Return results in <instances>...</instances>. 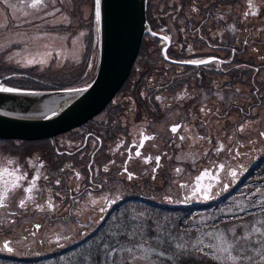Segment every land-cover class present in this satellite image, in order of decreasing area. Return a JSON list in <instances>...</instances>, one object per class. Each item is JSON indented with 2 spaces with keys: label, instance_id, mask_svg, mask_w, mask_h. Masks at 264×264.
I'll list each match as a JSON object with an SVG mask.
<instances>
[{
  "label": "rangeland",
  "instance_id": "rangeland-1",
  "mask_svg": "<svg viewBox=\"0 0 264 264\" xmlns=\"http://www.w3.org/2000/svg\"><path fill=\"white\" fill-rule=\"evenodd\" d=\"M232 1L219 6V10L223 14L221 24L225 40L222 39V41L234 40L232 41L234 43L232 47L236 48L225 49L222 52L224 63H226L222 78L224 86L228 85L231 89L223 93V120L209 121L205 130L207 133H219L222 137L224 134L227 135L237 122L239 126L244 124L242 120L237 121L236 119L243 116V111L247 110L248 97L252 94H255V99L251 110L258 120L261 117L264 118V33H260L259 38L256 37L257 29L264 32V17H257L261 14V10H264V0ZM62 4L63 7L58 12H48L45 15L31 12L26 17L14 16V19L9 15L8 8L1 6L0 59L17 67H36L39 71L51 69L54 72L72 65L84 64L87 55V37L92 30L95 33L96 42L94 58V67H96L99 61V26L93 15L94 0H63ZM153 9L157 10L156 7ZM212 27L210 25L202 34H197L196 29L191 28V34L189 33L191 37L187 42L190 43L189 46L184 43L183 38L182 42L176 43L175 46L173 40L174 47L172 46V48L175 49V53L184 58L186 51H188L186 57L198 59L202 58L201 55L205 53H219L218 50L209 49L210 47L207 46L209 43L205 36H210L211 32L209 31H212ZM182 31L186 33L187 28L185 27V30ZM204 41L206 43H201ZM218 43L221 44V42ZM161 44L163 48L166 47L164 40ZM219 56H221L220 53ZM237 57L242 60L241 63L237 61ZM29 60L35 62L29 63ZM167 61L169 60L167 59ZM90 65L91 67H88V69L91 72V61ZM227 68L232 70L228 71ZM92 71L94 70L92 69ZM258 96L261 97L258 98ZM238 97L241 104L240 108L233 107L231 110L232 105L230 102L237 100ZM116 99L119 100V96ZM244 101L245 104H243ZM171 116L166 115L164 122L165 120H172ZM258 120L253 121L251 126L247 125L252 128L253 134H258L262 139L263 136L260 131L264 132V128ZM165 124H167V127L163 133L168 140L170 132L168 133L167 128L170 121ZM185 127L188 134H186V139L182 141L184 148L186 150L192 149L193 146L197 147L202 144V141L198 138L199 136L194 134L192 127ZM197 127H199L198 130L202 128L200 125ZM223 140L225 144H228L226 138H223ZM261 142L264 144V139ZM47 146L48 142L45 140L0 139V192L6 190L7 193H11L8 196L11 203L6 208L13 207L16 210L18 209L20 213L21 211L24 213L23 215H15V219L12 220V215L8 209L4 208L0 212V243L2 244L7 237L12 238L9 246L13 250L7 251L3 248V253L7 252V255L10 254L14 257L42 256L44 253L46 255L51 252L55 243L79 242L86 235V231H81L84 227L80 222L70 226L66 221L63 226H60L55 219V221L46 220L42 222V216L37 213L36 219L24 220L29 213V203L40 201L43 196L40 190V178L33 180V177L37 172L42 173L41 161L47 155H42L41 152L50 148H47ZM260 154L258 152L255 156ZM27 168L30 169L28 175L26 174L28 172ZM83 169L80 166V176L85 173ZM17 176L20 177L19 181L16 179ZM88 183V181L83 183L81 180V199L78 202L80 214L88 211V205L91 204L92 197L99 198L98 196H90L85 192ZM135 183L136 181L133 180V182L126 184L125 194L134 189ZM249 183H244L236 194L229 197L220 206L192 214L179 226L180 228L173 221L171 224L160 222L161 225L157 227V232L152 237L147 235V231L142 230L140 227L139 221L141 218L137 217L135 211H131L130 220L111 216L110 219L103 222L104 226L106 225L105 229H110L108 230L111 235L110 241L100 247L99 252L96 253L97 241L99 240L95 239L78 246V250L75 251L76 254L71 259L67 258L70 254H65L60 260L65 263L68 261V264H175L180 256L193 253L202 259L204 257V260H210L202 264H240V261L228 259V253L223 252L225 247L231 245L233 255H244L250 258V264H264L261 261V253L264 252V235L255 231V229L264 230V202H261V196L264 195V180L260 183ZM31 184L32 191L28 193L25 188ZM138 184L141 185L137 182V186H139ZM156 184L157 190L154 197L162 200L174 196V199L170 201L176 202L178 200L181 191L177 182L174 183L168 178L161 177ZM257 189H260V192H257ZM139 191L141 192L140 189ZM21 200L25 202L23 206L19 203ZM247 212H250L251 215L242 218V220L239 219V216L230 223L219 221L227 217L231 218V215L233 217ZM113 219L116 221L113 222ZM163 219L166 220V216ZM89 220L95 225L98 219L96 216L91 217ZM38 223H43V227L37 238L34 236L28 237V239L20 237V230H34L35 225ZM50 224L54 225L50 226ZM88 225L90 224L88 223ZM72 227L74 230H71ZM63 228L71 231L64 232L62 231ZM102 232H104V229H102ZM51 233L56 235L50 236ZM209 233H212V235L210 236ZM58 236L61 238L57 239ZM120 236H124L126 239L144 236L147 240L139 243L138 241L126 243L123 242L124 237L121 238ZM39 238L44 242L40 243ZM178 245L180 247H177ZM210 245H214V247H209ZM95 246L96 248H94ZM113 248L116 249L115 253H111ZM217 256L222 258L217 259ZM43 264L57 263L45 260ZM245 264H248V262H245Z\"/></svg>",
  "mask_w": 264,
  "mask_h": 264
},
{
  "label": "flooded vegetation",
  "instance_id": "flooded-vegetation-1",
  "mask_svg": "<svg viewBox=\"0 0 264 264\" xmlns=\"http://www.w3.org/2000/svg\"><path fill=\"white\" fill-rule=\"evenodd\" d=\"M62 2L63 0H43L44 7L32 8L30 7L31 0H8L7 5L4 0H0V7L8 8L9 15L14 19V16L26 17L31 12L44 15L48 12H58L63 7ZM211 29L210 36H205L209 43L206 45L210 47L209 49L218 50L221 56L219 53L210 52L201 55L202 58L198 59L186 57L188 53L186 51L184 58L177 57L178 54L174 52L169 57L171 64L169 71L172 74L173 88L167 94L157 96L159 97L157 104L163 108L165 114L163 117H150L146 111H143L140 117L133 116L135 112L134 114L129 113V111H133V107L126 106L128 103L124 104L123 111L116 113L113 110L122 109L124 103L123 97L119 96L118 100L116 99L118 95H116L109 103L110 106L105 108L106 110L104 109L105 112L103 110L91 119L94 120V123L101 120L106 122L103 134L90 131L85 134L84 139H81L80 134L70 132V130L56 135L54 141L44 139L48 142L47 148L52 146L57 156L54 157L51 154L50 148L41 152L42 155L49 156L42 159V173L39 174L40 190L43 196L40 201L29 203L28 220L36 219L37 213L42 216V222L52 217L50 221L56 220L60 226H63L66 221H68V225L74 226L75 223L80 222V216L85 213L89 217L97 216V219L100 220L106 216L109 217L114 207L122 205L126 200V190L124 191V189L126 184L133 180L136 181L135 184L138 182L142 185L138 184L141 190L140 194L145 199L156 198L154 197L157 190L156 182L161 177L168 178L174 183L177 182L181 191L178 200L172 202L166 197V199L163 198L165 202L171 205L191 206L197 211H207L218 207L238 192L239 184L246 183L245 176L248 172L247 168H249L247 163L251 154L256 149H264V144L261 142L264 139V132L260 131L263 136L261 139L258 134H253L250 127L253 121L258 120L251 110L255 94L248 97L247 110L243 111V116L236 119L237 121L242 120L243 129L237 122L235 127L232 126L231 131L227 135L224 134L223 137L219 133L205 132L209 121L223 120V93L224 91L228 92L231 88L228 85L224 86L222 75L226 63H224L222 52L229 48L236 49L232 47L231 41L228 43L222 41L224 33L220 22H217L216 26ZM173 40L176 41L174 46L176 43L182 42V38L176 36ZM184 43L187 46L190 45L185 40ZM170 45L169 47L173 46V41ZM173 51H175L174 48ZM209 57L217 59L208 60ZM192 59L208 60V62L204 64L183 63ZM230 70L232 69H228V71ZM260 97L258 96V98ZM160 99L162 100L160 101ZM245 103L244 101L243 104ZM230 104L232 105L231 110L233 107L240 108L239 97L237 100L231 101ZM166 115L169 117L172 115V120L164 122ZM167 121H170L167 128L168 133L170 132L168 140L163 133L166 130L167 124L165 123ZM258 121L263 124L264 128V118L261 117ZM173 125H179L176 131H172ZM199 125L202 127L200 130L197 127ZM185 126L192 127L194 134L199 136L202 144L197 147L193 146L192 149L184 148L182 141L188 134ZM223 138L227 139L228 144L224 143ZM180 142L182 143L179 144ZM88 156L89 174L82 173L80 176V160H85ZM145 157H151V159H145ZM156 157H159V160ZM221 164L224 165L223 169L219 167ZM125 168L128 170L127 172L124 171ZM27 169L26 174L28 175L30 169ZM232 169L237 170L235 178L231 175ZM128 173H134L132 179L128 178ZM198 177L199 180H197ZM57 180L60 181L59 184L56 183ZM81 180L83 183L89 182L85 192L99 198L92 197L88 211L80 214L78 202L81 199ZM209 186L211 187L209 188ZM193 188L197 189V195L191 194ZM205 190L209 191V197L199 194ZM104 197H108L114 202L107 204ZM170 197L171 200L174 199V196ZM93 200L96 202L93 203ZM49 202L54 207H51ZM8 204L4 201L0 202V212ZM101 209L104 211L102 212ZM13 210H15L13 207L8 208L9 213ZM14 217L15 215L12 216V220L15 219ZM36 225L34 230L30 228L28 231L20 230V237L28 239V237L34 236L37 238L43 223ZM52 225L54 224H50V226ZM69 230L62 229L64 232ZM71 230L74 228L72 227ZM81 231L93 233L95 228L94 225H88ZM55 235V233H51L50 236ZM11 239L7 237L2 244L0 243V254L3 253V248L7 251H9L8 248H12L9 246ZM39 240L40 243L44 242L40 238ZM5 241H8L7 245H5Z\"/></svg>",
  "mask_w": 264,
  "mask_h": 264
},
{
  "label": "trees",
  "instance_id": "trees-1",
  "mask_svg": "<svg viewBox=\"0 0 264 264\" xmlns=\"http://www.w3.org/2000/svg\"><path fill=\"white\" fill-rule=\"evenodd\" d=\"M229 2L233 1L148 0L147 19L154 31L161 34L167 33L165 35L168 36L171 41H173V38L175 36H179L180 38H183L186 42H188L189 37H191L189 35V33L191 32V28H195L197 34H202V32L205 33L206 28H209L210 25L216 26L217 22L221 23V21L223 20V14L221 13L222 11L219 10V6ZM154 7H156L158 11L153 9ZM260 13L261 14L257 17H264L263 9ZM185 27L187 28L186 33L185 31H182L183 29L185 30ZM260 33L264 32H261L257 29L256 37L259 38ZM249 37L254 38L252 36ZM162 41L163 40L161 38L156 37L150 33H147L144 36L138 57L132 68L131 74L117 94L118 96L123 97V107L122 109L118 108L113 110L114 112L117 113L121 110L123 111L124 104L128 103V105L126 106L131 105L133 107V111H129V113L134 114L135 112L133 116L140 117L143 111H146V113L148 112L150 117L161 118L165 115L164 111L162 110L163 108L157 104V96L161 94L165 95L173 88V79L171 78L172 74L169 71L171 64L169 61H167L166 57H164L163 54L164 48L161 44ZM232 41L231 44L233 45L234 43ZM226 42L228 43L229 41L226 40ZM201 43H206V41ZM86 48L87 55L86 62L84 64L72 65L68 68H64L56 72L52 71L51 69L39 71L36 67H17L7 64L5 61H3V59H0V84H4L6 87L21 88L25 90H63L83 87L85 84H89L94 79L97 71V60L95 61L96 67H94L96 48L95 33L92 30L91 32H89V35L87 37ZM173 52L175 53V51H173V48L170 47L168 49V57H170ZM177 57L182 58L181 55H177ZM237 60L240 63L242 61L238 57ZM90 61L92 62L91 72L90 69H88ZM92 69L94 71H92ZM161 100L162 99H160V101ZM109 106L110 104L106 107V109ZM105 110L103 112H105ZM105 123L106 122L103 120L96 123H94V120H90L85 123V125L77 127L70 132L78 133L80 134L81 139H84L85 134H88L90 131L97 134H103L106 129ZM50 150L51 154L56 157L57 155L53 151L52 146L50 147ZM258 152L261 154L259 156H255V154H257ZM250 157L253 158L252 160L251 158H249L250 161L247 163L249 165V168H247L248 172L246 173L245 181L250 182L249 184L258 182L260 183L264 180V149H256L255 152L253 151ZM88 164L89 156L85 160H80V166L81 168H84L83 170L87 175L89 174ZM243 185L244 183L242 182L239 184L238 191L243 187ZM137 187L139 186H137L136 184L134 189L126 193V200L122 203V205L114 207L109 217L106 216L103 219L101 218V220L98 219L99 221L96 220L95 225L90 222L91 220L89 219L91 217H89L87 213L81 215L80 223L83 224V227L87 228L89 223L90 225H94L95 228V231L93 233L87 232L83 237V240H80L79 242L74 241L69 244L55 243V245L53 246L54 248L51 250V252L46 255L44 253L42 256L14 257L10 254L7 255V252H5L0 254V264H43L45 260H47V262L54 261L57 264H68V261L65 263L64 261L62 262L60 260L63 255L70 254L67 256V258L71 259V257L76 254L75 251L78 250V246H81L85 242L88 243L89 241L95 239L99 240L97 241V253L99 252V250H101L100 247L106 245V243L110 241L111 235L108 231L110 229H105L106 225L104 226L103 222L110 219L111 216L124 220H130L131 211H135L138 215L137 217L141 218L139 221L140 227L142 228V230L147 231V235L152 237L156 234L157 227L161 225L160 222H169V224H171L173 221L174 224L178 225L177 227L180 228L179 226H181L182 223L185 222V220H187L192 214L198 212L191 206L184 207L180 204L171 205L165 202L164 199L160 200L151 196V199H145L143 198L144 196H141L139 188ZM10 195L11 193H8L5 197V200H3L4 202L9 203L7 207L11 203L8 198V196ZM14 209L15 210L10 211V214L12 216L24 214L22 213V211L20 213L18 209ZM250 215V212H247L246 214L242 213L241 215H236L233 217L231 215V218L227 217L223 220H218L221 223H230L232 221H235V219H237L239 216V219L242 220V218L244 219ZM165 216L166 220L163 219ZM50 219L48 218L47 220ZM24 220H28V218ZM112 221L114 222L116 220L113 219ZM117 223L120 224L119 221H117ZM102 229H104V232H102ZM120 237L123 238L124 236ZM143 237L129 239H126L124 237L123 242L134 243L138 241L139 243L147 240L145 237ZM94 248H96V246ZM206 261L210 260H204V257L202 259L197 255L190 253L180 256L175 264H202L207 263Z\"/></svg>",
  "mask_w": 264,
  "mask_h": 264
},
{
  "label": "water",
  "instance_id": "water-1",
  "mask_svg": "<svg viewBox=\"0 0 264 264\" xmlns=\"http://www.w3.org/2000/svg\"><path fill=\"white\" fill-rule=\"evenodd\" d=\"M148 0H102L99 61L88 88L0 91V139L42 140L84 125L100 114L131 74L147 33L163 39L165 57L171 44L147 19ZM55 113V115H53Z\"/></svg>",
  "mask_w": 264,
  "mask_h": 264
},
{
  "label": "snow or ice",
  "instance_id": "snow-or-ice-1",
  "mask_svg": "<svg viewBox=\"0 0 264 264\" xmlns=\"http://www.w3.org/2000/svg\"><path fill=\"white\" fill-rule=\"evenodd\" d=\"M4 3L7 5L8 3V0H4ZM45 5L43 4V0H31V4H30V7L32 8H41V7H44ZM93 15H94V18L97 22H99L102 18V0H94V9H93ZM82 35V33H81ZM165 40L168 39V37H164ZM212 59H217L215 57H209L208 60H212ZM208 60H196V59H192V60H188V61H184L183 63H189V64H204V63H207ZM35 61L33 60H29V63H34ZM89 67H91V65H89ZM90 85L88 84H85L84 85V88H88ZM66 91H71V92H79L81 91L82 89L80 88H71V89H65ZM0 91H7V92H24L26 91L25 89H21V88H14V87H6L4 84H0ZM157 99H159V97H157ZM53 115H55V113H53ZM179 127V125H173L172 126V131H176L177 128ZM241 129H243V125H241ZM139 155V153H137ZM145 159H151V157H145ZM157 160H159V157H156ZM41 164H43V162L41 161ZM219 167L221 169L224 168V165L221 164L219 165ZM107 171V168L105 169ZM125 172H127L128 170L125 168L124 169ZM205 172H207V170H205ZM231 175L235 178L237 176V170L236 169H232L231 170ZM134 176V173H128V178L129 179H132ZM17 181H19L20 177L17 176L16 177ZM36 179H39V172H37L34 177H33V180H36ZM200 178L198 177L197 180H199ZM57 184L60 183V181H56ZM211 186H209L210 188ZM25 191L28 192V193H31L32 191V185H29L25 188ZM257 192H260V189H257L256 190ZM7 191H3V192H0V202L3 201V199L7 196ZM192 195H197V189L196 188H193L192 189ZM201 196L203 197H209V191L205 190V191H202L199 193ZM30 198V197H29ZM105 199V202L107 204H111L114 202V200H111L109 199L108 197H104ZM169 200H171V197H168ZM93 203H95L96 201L93 200L92 201ZM261 202H264V195L261 196ZM20 205L23 206L24 205V200H21L20 202ZM49 205L51 207H54V205H51V202H49ZM39 207V205H38ZM101 211L103 212L104 209H101ZM36 227H39V225H36ZM255 231L257 232H261L262 235H264V230H261V229H255ZM209 235L211 236L212 233H209ZM61 237H57V239H60ZM8 244V241H5V245ZM177 247H180L179 245ZM209 247H214V245H210ZM9 251H12L13 249L12 248H8ZM202 250V249H200ZM116 252V249H111V253H115ZM223 252H226L228 253V259H230L231 261H240V264H245V262H248V264H250V258L244 256V255H240V256H237V255H233L232 254V246L229 245L228 247H225L223 249ZM242 252V250H241ZM217 259H221L222 257L220 256H217L216 257ZM261 261L264 262V252L261 253Z\"/></svg>",
  "mask_w": 264,
  "mask_h": 264
}]
</instances>
